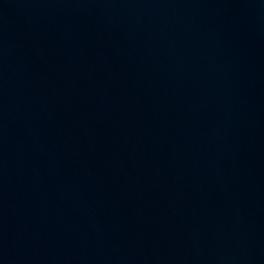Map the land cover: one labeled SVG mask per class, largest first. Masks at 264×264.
Returning a JSON list of instances; mask_svg holds the SVG:
<instances>
[{
  "label": "water",
  "instance_id": "obj_1",
  "mask_svg": "<svg viewBox=\"0 0 264 264\" xmlns=\"http://www.w3.org/2000/svg\"><path fill=\"white\" fill-rule=\"evenodd\" d=\"M0 264H264V0H0Z\"/></svg>",
  "mask_w": 264,
  "mask_h": 264
}]
</instances>
